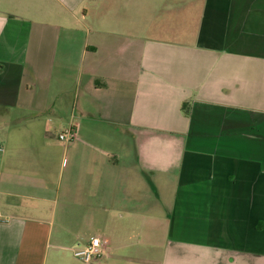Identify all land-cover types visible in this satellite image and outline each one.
I'll return each instance as SVG.
<instances>
[{"label":"crops","instance_id":"0c3cea01","mask_svg":"<svg viewBox=\"0 0 264 264\" xmlns=\"http://www.w3.org/2000/svg\"><path fill=\"white\" fill-rule=\"evenodd\" d=\"M0 148V264H264V0H0Z\"/></svg>","mask_w":264,"mask_h":264},{"label":"built area","instance_id":"2783aa9c","mask_svg":"<svg viewBox=\"0 0 264 264\" xmlns=\"http://www.w3.org/2000/svg\"><path fill=\"white\" fill-rule=\"evenodd\" d=\"M77 137L76 126L68 125L58 133V139L62 142L69 143ZM1 149V148H0ZM0 220L2 213L0 211ZM75 255L83 262L90 263L101 259L105 255V246L98 236L91 237L81 248L75 251Z\"/></svg>","mask_w":264,"mask_h":264},{"label":"trees","instance_id":"16d2710c","mask_svg":"<svg viewBox=\"0 0 264 264\" xmlns=\"http://www.w3.org/2000/svg\"><path fill=\"white\" fill-rule=\"evenodd\" d=\"M185 105H186L185 103L182 104V109L184 110L185 114H188L189 110H188V108Z\"/></svg>","mask_w":264,"mask_h":264},{"label":"rangeland","instance_id":"374dc122","mask_svg":"<svg viewBox=\"0 0 264 264\" xmlns=\"http://www.w3.org/2000/svg\"><path fill=\"white\" fill-rule=\"evenodd\" d=\"M159 236L161 237L160 232H159ZM159 243H162V241H159Z\"/></svg>","mask_w":264,"mask_h":264}]
</instances>
